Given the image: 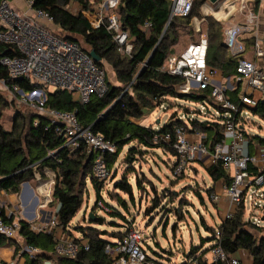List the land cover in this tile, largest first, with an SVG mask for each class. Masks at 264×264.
I'll return each mask as SVG.
<instances>
[{
  "label": "trees",
  "instance_id": "obj_1",
  "mask_svg": "<svg viewBox=\"0 0 264 264\" xmlns=\"http://www.w3.org/2000/svg\"><path fill=\"white\" fill-rule=\"evenodd\" d=\"M30 1L33 8L45 10L53 17L59 36L78 43L87 53L93 50L100 59L95 63L104 68V62H106L115 73L117 83L112 84L106 77V92L103 95H92L87 103L81 104L75 101L66 91L48 93L46 103L48 107L75 111L82 126L90 127L94 133L101 134L115 144L114 153H102L110 169L117 161L120 150L133 140L148 148L163 147L166 152L174 156V150L170 146L161 140L155 142L154 139H158V136L164 132L173 133L176 125L204 132L203 141L209 151H212L214 145L222 139V125L215 120L193 119L186 123L173 114L170 121L165 122L160 128L153 129L152 126L141 125L143 117L156 107H160L165 97L201 101L210 106H217L211 99L209 88L182 92L180 87L184 83V78L163 69L169 57L180 54L189 43L198 42L201 35L207 39V65L220 72L222 78L229 77L233 89L226 91V96L240 108L243 106L237 98L240 89V85L235 81V76L238 74L237 58L229 53L223 42L221 22L212 15L202 13V6L210 4V0H192V7L187 15L173 17H170L171 0H119L115 12L120 28L126 31L127 40L132 47L129 55L118 51V45L112 33L105 26L93 28L82 12L73 13L66 8L71 2L82 4L83 0ZM218 1L216 0L213 4L217 6ZM196 20L199 22L198 26ZM146 21L150 22L149 27L144 26ZM181 37H186L189 42L181 52L176 53L174 46L178 45ZM79 38L86 47L81 45ZM243 39L247 50L252 51L255 44L254 35L248 33ZM12 47V45L0 43V57L16 54ZM0 79L8 80L7 70L1 64ZM15 83L24 91L34 89L33 84L23 79H17ZM7 104L0 93V194L3 191L18 192L24 181L33 178L34 170L39 171L42 178L43 171L54 172L56 180L52 196L53 201L58 204L55 218L66 229L81 208L85 182L88 178L94 185L97 199L99 198L102 183H96L91 179L94 155L83 149L72 151L64 146L65 138L55 131V126L50 120L31 109L32 114L29 117L19 113L14 116L11 128L6 130L1 119L3 107ZM250 110L264 121V97L259 99L256 106L251 107ZM36 121L37 124H34ZM248 136V143L264 144V138L258 135L248 134ZM142 152L132 147L127 155ZM250 169L255 168L251 166ZM206 170L213 182L227 183L230 180L220 162L208 166ZM138 184H140L139 181ZM114 186L129 193L133 198L132 186L126 176H122ZM212 191L213 187L207 189L209 195ZM117 200L123 208H127L126 202L121 197H117ZM158 204L155 199L146 212L153 211ZM244 211L242 202L234 216L219 225L220 243L228 253H234L240 248L246 249L252 264H264V236H256V233H260L261 230L259 226L244 220ZM109 213L126 220L115 207H112ZM88 220L86 226H77L88 248L80 247L75 257L57 255L56 239L53 233H34L29 230V222L21 220L20 236L23 241L27 245L40 249V252L34 258H30L26 264H43L44 259H50L54 264H113V258L105 251V246L112 242L111 239L122 236L123 231L92 227L93 224L101 226L106 223L104 217L95 214ZM111 224L115 223L111 222ZM246 225H250L254 230H249ZM206 228L212 235L214 234L213 227L206 226ZM210 239L202 238L200 245L192 246L186 257L208 251L209 247L204 248V244ZM14 243L12 239L0 234V246ZM167 258L170 259V257ZM148 259L155 264H162L150 256Z\"/></svg>",
  "mask_w": 264,
  "mask_h": 264
},
{
  "label": "built area",
  "instance_id": "obj_2",
  "mask_svg": "<svg viewBox=\"0 0 264 264\" xmlns=\"http://www.w3.org/2000/svg\"><path fill=\"white\" fill-rule=\"evenodd\" d=\"M83 2L82 4L76 2V5L71 2L66 8L73 13L82 12L93 28L105 26L112 33L118 51L129 55L132 47L127 40L126 31L120 28L115 12L119 0H83ZM256 2L264 5V0H256ZM191 7L192 0H171L170 17L185 16L190 12ZM196 23L198 26V20ZM255 23V14L252 12L245 21L230 23L222 28L223 42L229 53L237 58L238 74L235 76V81L240 85L237 98L243 105L241 108L226 96V91L233 89L229 77H220V80L216 81L215 76H219L217 70L207 65V39L204 35L200 36L198 42L189 43L180 54L169 57L163 65L166 72L184 78V83L180 87L182 92L209 88L211 99L217 105L213 106L214 111L210 110V105L206 102L200 105L197 112L209 118L198 119L189 115L190 110L186 116H176L178 119L185 118L186 123L193 119L220 122L223 137L214 145L212 151H209L203 141L204 132L195 128H185L182 125H176L173 133L164 132L154 141L161 140L174 150L175 160L171 164V171L176 176L183 174L188 167L192 170L194 162L206 164L207 167L220 162L230 180L227 183L223 182L222 194L211 192L209 196L212 202L222 205L221 223L231 219L242 202L246 210L247 200L253 203V207H258L255 199L264 197V191L257 195L260 187L264 186V146L261 148L257 143L255 152L250 153L247 146L250 133L245 130L247 117L243 114L244 109L256 106L258 100L264 97V67L246 57L247 47L243 39L244 34L252 32ZM144 26L149 27L150 22L146 21ZM254 37L253 55L255 58L264 59L261 40ZM0 43L12 45L16 53L12 56L0 57V64L8 73L7 81L0 79L1 88L13 95L19 103L47 117L55 126V131L65 138L64 146L72 151L83 149L87 153H93L91 179L96 183L106 181L111 175V169L103 159L102 153H114L115 144L101 134L94 133L90 127L82 126L75 111L60 110L48 107L46 104L48 93L54 91H66L81 104L87 103L92 95H103L107 90L105 69L98 66L78 43L59 36L53 17L45 10L33 8L30 0H24L23 7L14 6L8 0L0 2ZM17 79L28 81L33 84L34 89L22 90L15 83ZM255 92H259V96H256ZM34 124H37V121ZM251 166L255 169H250ZM50 172L55 178L54 172ZM54 178L49 183V192L38 203L41 208L53 199ZM251 185H255L256 189L247 194ZM96 205L106 213L112 211V207L99 198L96 200ZM263 208L262 206L261 209ZM21 220H24L22 212L0 203V234L16 240L21 251L27 253L29 258H34L40 249L23 241L20 236ZM248 221L251 222L249 219ZM259 221L260 219H255L251 224L260 226ZM28 222L29 230L34 233L54 234L57 255L75 257L80 247L88 248L81 234L79 237L71 235L70 228L67 226L66 230L58 226L59 222L56 218L47 222ZM58 228L63 230L62 233H57ZM213 239L214 242L208 251L186 257L179 264H252L248 250L240 248L234 253L224 250L220 243L219 226L215 228ZM144 245L147 244L144 242L142 232L133 224H129L122 236L113 239L105 246V251L112 256L113 264H155L148 259Z\"/></svg>",
  "mask_w": 264,
  "mask_h": 264
},
{
  "label": "rangeland",
  "instance_id": "obj_3",
  "mask_svg": "<svg viewBox=\"0 0 264 264\" xmlns=\"http://www.w3.org/2000/svg\"><path fill=\"white\" fill-rule=\"evenodd\" d=\"M8 1L17 7L24 6V0ZM79 40L81 45L86 47L81 38ZM188 42L186 37H181L178 45L174 46V51L176 53L181 52ZM104 69L107 79L112 84L117 83L113 69L106 62H104ZM0 93L8 103L3 107L1 119L6 130L11 128L14 116H17L18 113L25 117L32 114L26 105L19 103L13 95L2 89L1 86ZM255 94L259 96L260 93L255 92ZM201 104V101L165 97L161 107H156L143 117L141 125L152 126L153 129H157L167 122L173 114L181 116L189 110V115L198 119L209 118L197 112ZM209 108L211 111L215 109L213 106ZM243 112L247 117V122L244 125L245 130L250 134L264 138V121L250 109H244ZM132 147L143 152L127 155L128 150ZM174 160L175 158L170 153H165L158 148L144 147L142 144H138L136 140L124 145L119 152L117 161L111 168L110 177L100 186L99 199L105 204L115 207L126 220L112 216L96 205V191L88 178L85 182L81 208L70 221L75 237H79L77 226H86L89 221V214L93 213L104 217L106 220V223L101 226L93 224L92 227L95 228L109 231H119L118 229H120L124 232L129 224H133L142 232L144 242L148 245H144L146 255L162 264H179L185 260L186 254L189 253L192 246L200 245L202 238H211L204 244V248L210 247L214 239L211 232L207 231L206 226L214 229L219 226L223 218V211L222 205L212 202L207 192V189L212 186V180L205 168L206 164L194 162L192 163V170L188 167L183 174L176 176L171 171V164ZM122 176H126L131 184L133 198L130 197L129 193L114 186ZM43 178H47L45 171H43ZM55 180L54 178L52 187L55 185ZM40 182L42 183V180ZM255 189L256 186L251 185L247 194L252 193ZM263 191L264 186L260 187L257 195ZM117 197H121L126 202V209L118 202ZM155 199L159 203L158 206L147 213V208L151 207ZM48 204V208L51 210L57 208L56 201ZM255 204L258 207H253L251 201H246L243 217L245 221L249 219L251 222L260 219L259 228L261 231L256 233V236L262 237L264 236V220L261 219V212L264 208L261 209V207H264V197L256 198ZM111 222L117 225H112ZM246 228L254 230L250 225H246Z\"/></svg>",
  "mask_w": 264,
  "mask_h": 264
},
{
  "label": "crops",
  "instance_id": "obj_4",
  "mask_svg": "<svg viewBox=\"0 0 264 264\" xmlns=\"http://www.w3.org/2000/svg\"><path fill=\"white\" fill-rule=\"evenodd\" d=\"M71 4L76 5V2H72ZM23 7V6H21ZM254 12L255 14V27L253 28L251 33L252 35L258 37L261 41L260 44L264 47V5H260L256 0H219L217 6L212 2L210 4H205L202 6V13L206 15H213L218 18L221 22L222 28L230 23L243 22L250 15V13ZM248 35V33L244 34ZM246 57L249 60L255 61L259 66L264 67V59L263 58H255L252 51H246ZM218 72V71H217ZM219 76L215 78L216 81L220 80L221 74L218 72ZM187 109V108H185ZM189 110V109H187ZM188 113L182 114L181 116L177 115V117L186 116ZM170 121V118L167 122ZM159 122V120H157ZM166 122V123H167ZM258 142L248 143V149L251 152H255L257 149ZM258 146L263 148L264 144L258 143ZM165 153L163 148H161ZM207 158V156L205 157ZM207 168V166L205 167ZM33 178L24 181L21 184L20 193L18 192H2L0 194V203H2L5 207H11L15 210H19L23 214V219L26 221H35V222H46L54 219L57 208L55 210H51L48 208L47 204L44 207H40L39 198L42 199L45 197L47 192H49L50 186L49 183L54 178L52 173L49 170H45V174L47 178H42L39 175V171L34 170ZM50 173V174H49ZM42 180V183L40 182ZM224 183L222 181H212L213 193L224 192ZM53 201V199H52ZM51 201V202H52ZM50 202V203H51ZM224 202V201H222ZM40 205V206H39ZM5 209H3L4 211ZM89 222V221H88ZM61 226L60 224H57ZM68 227L71 230V235H74V230L71 227L70 223ZM57 233H62L63 230L61 228L57 229ZM79 235L80 232H77ZM14 244H4L0 246V261L1 264H26L29 261V256L27 253L22 252L20 246L18 245L16 240H13ZM43 264H54L50 259H44Z\"/></svg>",
  "mask_w": 264,
  "mask_h": 264
},
{
  "label": "water",
  "instance_id": "obj_5",
  "mask_svg": "<svg viewBox=\"0 0 264 264\" xmlns=\"http://www.w3.org/2000/svg\"><path fill=\"white\" fill-rule=\"evenodd\" d=\"M216 0H210V2L214 3ZM88 54L90 55V57L94 60V61H99V56L93 51V50H90L88 52ZM145 65V64H144ZM89 218H93V213H90L89 214ZM262 220H264V211H263V215H262ZM47 222V220H46Z\"/></svg>",
  "mask_w": 264,
  "mask_h": 264
}]
</instances>
